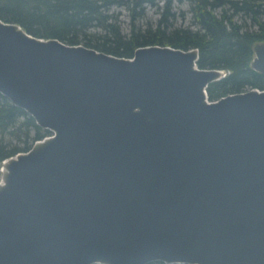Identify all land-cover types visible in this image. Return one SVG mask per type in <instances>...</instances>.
<instances>
[{
  "label": "water",
  "instance_id": "obj_1",
  "mask_svg": "<svg viewBox=\"0 0 264 264\" xmlns=\"http://www.w3.org/2000/svg\"><path fill=\"white\" fill-rule=\"evenodd\" d=\"M198 58L0 19V93L51 131L3 164L0 264H264V90L210 101Z\"/></svg>",
  "mask_w": 264,
  "mask_h": 264
},
{
  "label": "trees",
  "instance_id": "obj_2",
  "mask_svg": "<svg viewBox=\"0 0 264 264\" xmlns=\"http://www.w3.org/2000/svg\"><path fill=\"white\" fill-rule=\"evenodd\" d=\"M174 1L164 0L159 6L163 18L156 29H142L135 22L145 15L148 6H158L157 0H0V19L15 22L38 37L83 44L125 58L147 45L196 48L200 68L225 73L208 85L210 101L249 89L264 90V73L251 67L255 45L264 43V0H189L195 27H170L166 23L163 28L161 23L168 21L166 14L172 13ZM114 7L131 13L129 32H123ZM239 14L244 16L240 22L236 19ZM48 135L50 130L39 126L23 108L0 93V180L5 160L29 151Z\"/></svg>",
  "mask_w": 264,
  "mask_h": 264
},
{
  "label": "rangeland",
  "instance_id": "obj_3",
  "mask_svg": "<svg viewBox=\"0 0 264 264\" xmlns=\"http://www.w3.org/2000/svg\"><path fill=\"white\" fill-rule=\"evenodd\" d=\"M164 0H157L158 6H148L146 9V13L142 18L136 20V27H140L142 29L147 27H152L156 29V27L160 24V19L163 18L162 12ZM112 11L118 15L119 21L121 23V27L124 33L129 32L130 30V22H131V13H129L126 9L120 7H114ZM171 14L167 13L166 17L168 21H163L161 26L164 28L167 23L170 27H182L189 26L195 27L193 23V16L191 12V3L189 0H183L180 2L179 0H175L173 3V7L171 9ZM243 18V19H242ZM236 19L240 21L244 20V16L239 14L236 16ZM245 20L250 24L252 21L249 18H245Z\"/></svg>",
  "mask_w": 264,
  "mask_h": 264
}]
</instances>
